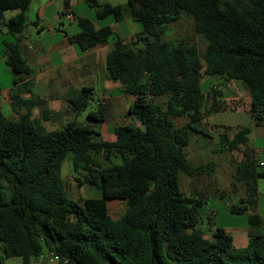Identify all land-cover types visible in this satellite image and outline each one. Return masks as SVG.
<instances>
[{"label": "trees", "instance_id": "trees-1", "mask_svg": "<svg viewBox=\"0 0 264 264\" xmlns=\"http://www.w3.org/2000/svg\"><path fill=\"white\" fill-rule=\"evenodd\" d=\"M32 0H0V24L7 29L6 64L14 84L30 75L19 51V34L26 25L25 12ZM94 2V0H93ZM132 21L140 26L133 46L115 35L108 25L95 28L78 18L80 31L69 37L78 52L113 40L105 56L107 78L119 91L134 97L129 121L114 128V141L101 139L95 124L106 119L105 106L76 116L92 99L91 87L70 88L69 107L76 114L59 130L43 125L49 115L32 117L42 98H22L31 93L27 81L10 94L18 111L8 118L0 113V247L3 257H19L22 264L46 255L57 264H264V234L258 217L248 220V243L234 246L233 237L217 227L206 238L199 228L204 198L184 195L179 174L192 178L216 164L191 166L187 155L190 131L202 120L206 95L203 75L236 81L249 93L254 126L264 125V0H126ZM17 11L4 20L5 11ZM122 20V6L104 4L96 16ZM182 16L193 20L194 31L206 45L162 40L168 25ZM213 92L217 93L214 89ZM165 97L164 104L154 98ZM24 112H19V110ZM210 110L217 111L215 101ZM188 120L176 127L173 118ZM250 129H239L227 142L228 150L241 151L235 180L246 198L257 196V180L264 178L247 145ZM70 159L74 172L99 192V197L72 198L61 175ZM79 180V178H77ZM80 185V184H79ZM125 202L117 219L108 214L107 201ZM233 205L231 213L245 212Z\"/></svg>", "mask_w": 264, "mask_h": 264}, {"label": "rangeland", "instance_id": "rangeland-1", "mask_svg": "<svg viewBox=\"0 0 264 264\" xmlns=\"http://www.w3.org/2000/svg\"><path fill=\"white\" fill-rule=\"evenodd\" d=\"M75 1L78 2V5L72 8V11L66 10L60 13L62 26L64 27L63 31L69 35H75L80 31L76 23L80 16L89 19L95 27L111 25L114 31L122 30L124 36L130 34L132 31L138 32L140 30L139 24L132 21L130 18L129 10L125 5L126 0H94V2L93 0ZM104 4L122 6V20L119 25L115 24L118 22H115L110 15L102 19L96 16V12L100 11ZM10 13H12L11 10L5 11L3 15L6 17ZM70 13L74 15L73 21L68 19L67 15ZM29 19L31 22L36 21L32 8L29 12ZM42 24L45 29L47 24L45 22H42ZM37 34V28L32 23H29L27 25V31L23 32V35L26 36L25 40L31 43L38 39ZM134 38L135 34L129 37L126 43L133 46ZM10 39L11 37L8 35L5 40ZM162 40L185 45L194 44L198 47L200 53L204 50L206 45L202 36L194 31L193 20L186 16H182L169 24L168 30L162 37ZM99 63L100 68H102L103 65L104 76L105 74L107 75L105 62L101 59ZM104 76L101 77V79L95 77L93 80L91 84L92 99L87 108L76 116V120L79 123H90L86 114L89 111H96L99 101L106 106V100L102 98L108 97V94L103 89ZM200 84L206 95V102L202 109L204 115L197 125L202 133L189 132V143L185 152L190 165L193 167L208 162H214L216 166L214 172L206 173V171H203L192 178L181 172L179 174L181 191L184 195L201 196L204 198L203 208L200 211L201 222L199 228L204 232L206 238H210L212 232L217 227H222L233 237L234 246L237 249H242L248 243L247 231L249 227L248 220H250V218L253 216L258 217L259 221L256 227L264 234V178H259L257 180V196L255 198H246L244 186L235 180V164L241 159V151L244 147H241L239 150L230 151L228 150L227 142L232 139L233 135L239 129L248 127L250 133L247 136V145L255 150L257 164H259V162L264 163V125L254 126L249 112V93L240 83L236 81L226 82L222 78L203 75ZM213 89L217 91V93L213 92ZM33 91L35 92V90ZM38 95L44 97L46 92ZM48 97L50 99L59 100L60 91H47L46 99H48ZM124 98L127 105L126 110L122 112L121 115L108 119L106 122L109 126H111V124H124L129 121L130 116L127 115V111L132 104V96L124 95ZM154 101L164 104L166 98L157 97L154 98ZM214 101L217 111L212 112L210 108ZM37 107L35 115L41 118L43 106ZM75 114L76 112L68 105L63 114L52 117L51 119L48 117L46 121H43V125L48 130L62 129L66 121L74 117ZM187 120L188 118L186 116L179 118L172 117V121L176 127H180ZM95 126H98V124H95ZM99 126L103 128L104 123L99 124ZM101 139L110 141V137L107 134H103ZM258 170L264 171V167H258ZM61 175L70 197L89 198L100 196L98 191L85 183H81V174L74 172L69 158L66 159L62 165ZM77 178H79V180H77ZM233 205L243 206L246 208V211L242 213H231L230 208ZM107 208L109 216L112 219H117L124 213L126 205L122 200L110 199L107 201ZM1 255L2 252L0 247V256ZM3 264H22V262L19 257H3ZM31 264H57V261L53 258L47 259L46 255H44L40 256L38 259L32 260Z\"/></svg>", "mask_w": 264, "mask_h": 264}, {"label": "crops", "instance_id": "crops-1", "mask_svg": "<svg viewBox=\"0 0 264 264\" xmlns=\"http://www.w3.org/2000/svg\"><path fill=\"white\" fill-rule=\"evenodd\" d=\"M77 5L78 2L75 0L31 1L25 12L26 25L23 30L17 34V37H19V51L28 64L30 75L22 77L21 81L17 84H14V74L6 64L7 53L5 52V39L7 37V29L3 24H0V113L3 116L8 118L17 117L18 111L14 110L10 105V94L15 89L21 88L27 81L32 84L29 86L31 93H25L20 89L19 94H21L22 98H42L45 101L43 109L45 108L48 110V117L51 119L52 117L63 114L67 109L68 102L66 98L70 88H92L91 84L95 77L101 79V77L104 76L103 65L102 68L99 67V60L102 59L105 62V56L111 48L113 40L96 45L91 49L80 53L69 41V37L72 35L63 31L64 27L62 26L60 13L66 10L72 11V8ZM31 8L36 18V21L34 22H31L29 19ZM16 13L17 11H12V13L6 17L3 15V18L4 20H7ZM79 18L87 19L83 16H80ZM42 22L47 24L45 29ZM29 23L34 24L38 32V39L32 43L26 41V36L23 35V32L27 31V25ZM119 23L120 22L115 24L119 25ZM109 27L115 35L122 38L125 42L128 41L129 37L137 33V31H132L130 34L124 36L122 30L114 31L111 25H109ZM103 82V89L108 94L107 98L102 97L106 100V119L103 122V128L99 125L95 127L100 131L101 136L107 134L110 137V141H114V128L118 125L111 124V126H109L106 121L121 115V113L126 110L127 105L124 100V95L127 94L121 93L119 91L120 85L116 82H111L106 74ZM33 90H35V92ZM55 90L60 91V99L54 100L49 97L46 99L47 91L55 92ZM43 92H46V95H43L44 97L38 95ZM133 100L134 97H132V102ZM37 108L38 107L36 106L31 109L32 117L38 118L35 115ZM19 112L22 113L24 110H19Z\"/></svg>", "mask_w": 264, "mask_h": 264}, {"label": "built area", "instance_id": "built-area-1", "mask_svg": "<svg viewBox=\"0 0 264 264\" xmlns=\"http://www.w3.org/2000/svg\"><path fill=\"white\" fill-rule=\"evenodd\" d=\"M67 16H68V19H69L70 21H73V20H74V15H72L71 13L68 14ZM260 165H261V166H264V163H263V162H260ZM52 258H53L54 260H57V257H56V256H53Z\"/></svg>", "mask_w": 264, "mask_h": 264}]
</instances>
